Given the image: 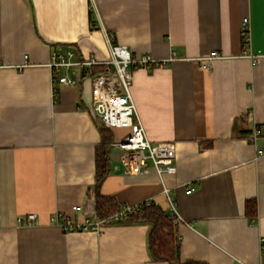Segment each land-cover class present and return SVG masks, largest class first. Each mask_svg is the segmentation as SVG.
<instances>
[{"label":"crops","instance_id":"1","mask_svg":"<svg viewBox=\"0 0 264 264\" xmlns=\"http://www.w3.org/2000/svg\"><path fill=\"white\" fill-rule=\"evenodd\" d=\"M110 43L157 61L176 53L136 68L132 90L148 138L176 145L177 173L164 180L184 219H176L180 260L264 264V130L252 138L264 126V0H0V264H172L150 256L146 223L65 232L54 221L59 213L100 219L102 137L91 80L53 82L49 62L70 46L76 59L104 60ZM112 132L120 139L129 130ZM108 150L101 194L121 208L154 200L169 210L155 170L127 174L121 150ZM30 213L35 223L19 222Z\"/></svg>","mask_w":264,"mask_h":264},{"label":"built area","instance_id":"2","mask_svg":"<svg viewBox=\"0 0 264 264\" xmlns=\"http://www.w3.org/2000/svg\"><path fill=\"white\" fill-rule=\"evenodd\" d=\"M241 34L243 42L248 45L251 41L252 26L248 17L243 18ZM110 41V39H109ZM253 61H256L252 54H248ZM218 58L212 55L208 60ZM176 59V53L169 58L157 61L148 55L135 56L127 46L119 43H110L109 56L100 60L95 56L76 59L75 47H68L65 50H54L49 62L52 72L53 82L63 85H76L81 79L89 78L92 82V103L91 109L99 119L100 123L109 129H128L129 132L123 138L114 139L111 146L121 150L120 160L127 174H148L155 170L163 180V192L169 203V211L178 221H184L180 216L176 203L171 196V188L165 183L167 174H176L178 170L176 158V145L173 142H152L146 133L138 112L136 102L133 97L134 70L138 67L147 68L151 64L166 63ZM206 64L205 66H207ZM0 66L2 59L0 56ZM82 66L84 70L78 74L77 78H70L68 74H61L63 68ZM100 66V70L95 67ZM264 126L256 127L252 133V138L262 134ZM188 190L187 193H190ZM157 204L154 200H146L137 205H128L120 208L116 214L108 219H98L92 221L87 218L79 221L74 217L57 214L55 222L65 232H87L99 231L101 225L108 220L123 221L129 214L135 213L142 203L149 205ZM80 206H74L77 211ZM24 224H33L37 220L36 213H30L26 217L18 218ZM264 244V238L262 240Z\"/></svg>","mask_w":264,"mask_h":264},{"label":"trees","instance_id":"3","mask_svg":"<svg viewBox=\"0 0 264 264\" xmlns=\"http://www.w3.org/2000/svg\"><path fill=\"white\" fill-rule=\"evenodd\" d=\"M102 145L97 154V179L95 183V211L100 219H108L121 208L118 201L111 196L101 194L100 188L109 173L108 145L115 139L113 129L99 124ZM250 132L243 131L240 134L250 136ZM257 204L248 201L246 204L247 215L251 218L257 216ZM137 223H146L149 227L148 249L150 256L155 261H167L172 264H206L204 262L186 260L181 261V241L178 236L177 220L169 210H165L158 204L142 203L139 209L125 219ZM124 221V220H123Z\"/></svg>","mask_w":264,"mask_h":264}]
</instances>
